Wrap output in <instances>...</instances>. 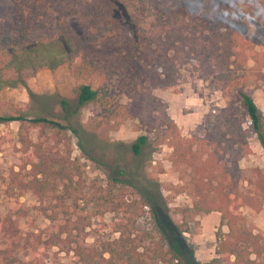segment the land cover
Returning a JSON list of instances; mask_svg holds the SVG:
<instances>
[{"label": "trees", "instance_id": "1", "mask_svg": "<svg viewBox=\"0 0 264 264\" xmlns=\"http://www.w3.org/2000/svg\"><path fill=\"white\" fill-rule=\"evenodd\" d=\"M233 2L237 5V0H0V91L28 87L44 68L71 67L80 49L81 77L112 79L133 74L138 66L136 78L142 83L171 88L178 84L182 66L190 63L219 84L227 104L211 108L202 135L183 136L163 101L151 96L148 103L159 109L156 118L166 125L174 166L190 170L186 189L196 210L220 211L229 228L217 234L215 257L206 263L194 259L159 221L162 195L156 180L128 178L121 168L105 183L89 184L71 150L63 153L61 146L34 140V129L41 137L47 130L60 136L72 129L86 149L71 118L100 93L102 82L96 87L88 79L75 87V108L62 100L65 122L24 107L0 114L1 123H20L23 164L12 170L9 193L34 194L48 220L24 234L14 215L0 213V264H50L49 257L56 263L59 252L73 253L75 264H264V231H255L242 211L246 206L262 209L264 169H255L253 190L243 191L239 165L252 152L251 134L235 112L239 106L228 98L234 94L238 99L264 147V111L247 91L252 81L264 90V52L257 49V38L245 32L254 20ZM76 24L110 27L115 33L80 47ZM136 102L133 111L143 120L148 104ZM148 143V135L140 134L132 143L134 153L141 155ZM147 208L155 221L151 230L138 224ZM107 212L121 215L114 226L109 227Z\"/></svg>", "mask_w": 264, "mask_h": 264}, {"label": "rangeland", "instance_id": "2", "mask_svg": "<svg viewBox=\"0 0 264 264\" xmlns=\"http://www.w3.org/2000/svg\"><path fill=\"white\" fill-rule=\"evenodd\" d=\"M233 3L234 8L237 7L245 18L261 22L257 24L253 21L252 26L245 29V32L250 38H257V49L264 52V0H245L243 6ZM75 28L82 40L80 47L92 38L103 40L111 32L115 33L110 27L104 29L102 26L76 24ZM82 51L80 49L71 67L60 66L54 70L44 68L29 80L28 87L1 90L0 114H10L24 107L65 122L62 100L67 99L75 108V87L80 81L92 79L96 87L102 82L97 99L82 106L80 112L71 118V123L82 132L86 149L81 147V139L72 129L63 130L60 136L47 130L49 132L46 137H41L40 130L34 129L32 137L36 141L42 139L51 146H61L63 153L71 150L74 162L81 166L89 184L94 180L105 183L111 174H115V170L121 168L126 171L128 178L140 177L145 183L150 179L156 180L162 195L159 214L162 227L170 237L180 240L188 256L203 263L210 261L217 255V234H225L229 228L220 211L207 213L196 210L194 197L186 189L190 170L174 166L171 160L173 142L167 135L166 125L156 118L160 113L159 109L155 110V106L148 103V99L156 96L163 101L162 108L174 119L183 136L194 133L202 135L206 132L205 119L211 108L227 104L223 89L219 84L202 77L201 69L190 63L182 66L178 84L171 88L153 87L149 82L142 83L137 79L140 75L138 66H135L133 74H116L112 79L86 75L84 79L77 74ZM250 64L251 61L247 63L248 66ZM247 91L264 111V90L252 81ZM228 98L239 106L235 112L251 134L252 152L242 158L239 165L242 169L241 187L249 193L255 187V169H264V147L248 123L247 114L238 99L234 94ZM137 99L148 104L143 120L135 116L133 111ZM19 129L18 121L0 122V144L7 142L5 149L0 150V213L14 215L26 234L46 226L48 220L38 208L39 202L34 194L9 193L12 170H19L23 164L22 152L19 151ZM140 134H147L149 143L142 154L137 156L132 149V143ZM147 210V217L138 219L143 230L145 227L151 230L155 223L152 213L148 208ZM242 211L246 222L255 231H264V203L261 210L246 206ZM120 217L116 212H107L109 227L114 226ZM89 241H93V237H89ZM56 256V263H53L51 257L48 262L75 264L76 257L73 253L59 252Z\"/></svg>", "mask_w": 264, "mask_h": 264}, {"label": "clouds", "instance_id": "3", "mask_svg": "<svg viewBox=\"0 0 264 264\" xmlns=\"http://www.w3.org/2000/svg\"><path fill=\"white\" fill-rule=\"evenodd\" d=\"M244 3H245V0H237V6H243L244 5ZM239 17H233V19H238ZM255 23H257V24H260L261 22L259 21V20H257V21H254ZM255 31V30H254Z\"/></svg>", "mask_w": 264, "mask_h": 264}]
</instances>
